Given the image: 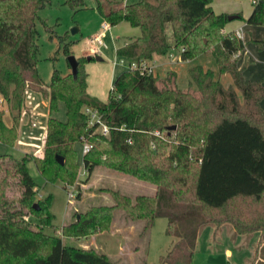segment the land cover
<instances>
[{
  "label": "trees",
  "instance_id": "16d2710c",
  "mask_svg": "<svg viewBox=\"0 0 264 264\" xmlns=\"http://www.w3.org/2000/svg\"><path fill=\"white\" fill-rule=\"evenodd\" d=\"M94 1L95 10L110 28L127 23L140 31L116 50L129 69L114 81L107 103L87 94V74L82 69L86 59H76V77L54 71L47 90L43 89L37 72V22L38 13L49 2L0 0V144L15 146L29 91L46 98L50 112L40 156L18 160L0 155V264H114L92 249L66 246L63 239L109 232L116 211L124 215V221L143 224L138 239L146 237L157 218L167 219L166 235L174 243L160 264H191L200 232L222 222L234 225L237 236L263 234L264 114L260 103L264 88L261 81L246 84L237 68L234 56L244 50V44L233 33L224 34L229 16L212 12L214 0H140L134 5L122 0ZM64 2L71 9H84L82 1ZM251 12L245 24L263 28L264 0H257ZM41 24L52 39V31ZM59 42L69 56L70 45L63 38ZM254 43L264 50V41ZM173 50L183 51V61L191 62L211 53L216 72L203 65L190 66L187 77L189 89L194 90L182 91L174 73L161 82L158 72L140 70L154 56L167 57ZM221 75L231 77L241 102L234 89L222 87ZM59 103L65 107V122L52 117ZM84 109L98 111L109 129L108 137L87 127ZM6 116L11 117L10 127ZM172 126L176 129L168 132ZM156 131L162 139L152 135ZM81 139L92 146L82 156L87 177L104 166L154 186L156 194L132 200L108 191L113 206L95 207L64 226L59 236L47 235L45 230L53 228L50 196L36 201V184L27 165L33 162L46 183L70 186L77 179L74 147ZM198 142L197 173L190 193L188 155ZM55 157L64 159L63 167ZM13 190L18 195L11 197ZM231 209H237L236 214L223 216ZM216 213L222 221L212 215Z\"/></svg>",
  "mask_w": 264,
  "mask_h": 264
},
{
  "label": "rangeland",
  "instance_id": "374dc122",
  "mask_svg": "<svg viewBox=\"0 0 264 264\" xmlns=\"http://www.w3.org/2000/svg\"><path fill=\"white\" fill-rule=\"evenodd\" d=\"M78 1L83 2V10L71 9L65 4L64 0H47L49 4L38 13V77L42 82L43 89L47 90L51 75L54 71H57L62 76L71 74L70 66L67 63L68 57L79 60L98 56L101 60L100 62L95 59L91 62L84 61L82 63V69L87 74L88 96L97 99L101 103H107L114 81L119 75L129 69L128 63H126L124 59H120L116 56V50L122 46L124 41L137 38L140 35V31L131 28L127 23H122L118 27L109 28V31H107L102 38V47L93 48L89 44L90 39L100 33L99 31L105 23L95 10L96 3L94 0ZM122 1L127 5H134L140 0ZM254 1L255 0H214L212 2V7L214 12L220 14L235 9L237 12L241 13L243 17L248 18L251 14L250 9H253ZM41 22H44L45 26L54 34L52 39ZM74 28H76L77 31L74 32L73 35L71 30ZM253 28L255 30H253L252 38L259 42H263L264 28ZM167 30L168 40H171V30ZM232 33L239 39L235 32ZM59 38H63L64 43L70 45L69 56L64 53L63 44L59 42ZM254 42L256 41L248 43V54L245 58L250 64L255 63L256 60H260L257 55L258 53H264V50H260ZM253 47H257V50H253ZM95 49L96 52H94ZM179 55L181 56L180 51ZM237 57H239V54H237ZM175 61L178 64L180 63L179 58L175 59ZM238 62L239 60L237 61V68ZM193 65H203L205 69L216 72L211 53L203 56L201 60L197 62L187 61L184 65L180 64L170 68H162L159 71L153 69V71L159 73L161 82L169 78L168 76L170 73H174L176 77V86L182 91H186V89L191 91L194 90V88L191 87L189 89L187 69ZM261 76L264 78V73H261ZM170 77L173 78L172 76ZM219 80L224 89H234L230 76L221 75ZM259 81L262 82L264 88V81ZM236 92L240 98V93L238 91ZM26 97L18 127L19 138H17L13 148L0 145V155H8L19 160L25 156L33 155L36 151L43 150L44 144L42 137L46 132V122L50 114L48 100L42 97L41 94L32 91H29ZM52 117L59 122L66 121V112L63 103L58 104L57 111L52 114ZM5 124L8 127L11 126V117H5ZM95 134H99V130H97ZM170 143L171 142H168L167 144L171 146ZM200 145L201 142H198L195 146H192L188 155L191 174V180L188 185L190 193L193 190L192 186L197 173L196 166L198 164V155H196L195 152ZM74 149L79 167L76 172L77 179H75L74 183L70 186H64L60 182L46 183L43 178L39 176L33 162L27 165L28 175L33 178L36 184V201L44 200L50 196L49 208L52 214L53 228L45 230L47 235L59 236V231L64 226L79 221L81 215L95 207L113 206V200L108 194V191H117L126 197L128 196L132 200L138 196H155L154 191H156L157 188L154 186L139 182L128 175L117 173L111 169L108 170L104 168V166L96 167L92 175L87 177L82 165L81 143L76 144ZM22 151H25L28 155L22 154ZM11 192V197L18 195L17 190ZM69 193H73V199H69ZM237 206L239 207V205ZM237 206L234 205L232 208H237ZM236 210H233L235 214L237 212ZM231 211L232 209L227 210L226 214L223 216L230 217L231 213H233ZM212 215L215 217L218 216L217 213ZM123 217L124 215L121 212L116 211L112 220V227L110 231L107 232L108 234L114 232L122 236L121 238L123 239H120V242L112 241V243L108 245L104 241L105 238H107V234L102 233L79 240L65 238L63 239V244L80 249H92L96 253L105 254L110 258H113L112 256L114 255L112 247H117L118 244L125 247L124 250L126 251H128L127 248L129 247L130 249L137 247L139 253L134 257L136 264H160V258L167 255L172 241L171 238L166 235L167 219L163 217L157 218L154 226L145 235L146 237H144V239L137 238V240H134L140 233L143 224L134 223L137 228L131 229L129 226L132 223L124 221ZM218 217L221 218L220 220L222 221V217ZM223 219H225V217H223ZM213 228L217 230L215 238H213V235L211 236V234H209L210 230H213ZM259 235L260 234H254L253 236L247 234L239 237V235L237 236V230L234 225L225 222H222V224L218 226L213 225L212 227H206V229L200 232V238L197 242L191 264H258L259 262H262L260 264H264V233L261 234L260 238ZM128 236V239H132L134 242L131 243L127 241L126 237ZM225 249H229L232 252L233 257L229 261H227L224 256ZM115 261L118 264H124L123 260H120V262L117 260Z\"/></svg>",
  "mask_w": 264,
  "mask_h": 264
},
{
  "label": "crops",
  "instance_id": "0c3cea01",
  "mask_svg": "<svg viewBox=\"0 0 264 264\" xmlns=\"http://www.w3.org/2000/svg\"><path fill=\"white\" fill-rule=\"evenodd\" d=\"M235 1V0H234ZM257 1V0H255ZM213 4V3H212ZM211 4V9L212 12L216 15H220V13L218 12H214L213 11V7ZM250 11H252V8L250 9ZM252 13V12H251ZM223 15H228V16H241L242 17V21L240 20H234L231 21V23H228L225 27H224V34H231L232 32H240L241 34V41L244 44V50L239 53V62H238V68L239 70H242V75L244 77L245 83L248 84L249 82H256L259 80H263L264 78L261 76V73H264V53H258V57H259V61H255V63H249L248 60H246V56L248 54V43L251 41H257L255 39H253L252 37V33L253 30H255L252 26L246 25L245 21L247 20V17H243V15L239 12H237L235 9H231V11L229 12H225L222 13ZM241 23V24H240ZM257 28V27H256ZM264 28V27H263ZM262 28V29H263ZM253 50H257V47H253ZM170 56L167 57H159V56H154L153 59L148 63V66L153 68L154 70H161L162 68H170L172 66H178V65H184L185 62L187 61H183L181 56L179 55V51L177 50H173L169 53ZM179 58L180 59V63H176L175 59ZM201 60V59H199ZM198 61V60H197ZM181 67V66H180ZM176 68V67H175ZM172 69V68H171ZM156 71V72H157ZM261 109L263 111L264 114V102L262 101L260 103ZM46 133V132H45ZM45 134H43V140H44ZM19 138V137H18ZM1 145V144H0ZM22 154H26L28 155V153H25V151H22ZM42 153V151H36L33 153L34 156H40ZM154 193L156 194V191H154ZM131 226V227H130ZM129 226V228H135L136 225L135 224H131ZM137 228V227H136ZM107 238H105V243L109 245V243H112V241H118L123 239L121 238L122 236H119L117 234H115L114 232L111 233H106ZM209 234H211V236L213 235V238L216 237L217 235V230L213 228V230H210ZM256 234H260L259 238L261 237V233H256ZM254 236V235H253ZM251 236V237H253ZM239 237H241V235H239ZM128 237H126V240L129 242H134V240H137L138 236L132 240V239H128ZM170 238V237H169ZM200 236L198 237L199 240ZM125 239V238H124ZM250 239V238H249ZM171 243H170V248L172 246V244L174 243L173 239L171 238ZM197 240V242H198ZM197 245V243H196ZM112 252H114L113 254V258H110L109 256L108 259L114 263V264H118L115 260H117L118 262H120V260H123L124 264H136L135 261V255L138 254V248L137 247H133L132 249L127 248L128 251L124 250L125 247H123L122 245H119L117 247H112ZM196 249V247H195ZM105 255V254H104ZM224 256L226 258L227 261H229L230 259H232V252L229 249H225L224 251ZM113 259V260H112Z\"/></svg>",
  "mask_w": 264,
  "mask_h": 264
},
{
  "label": "built area",
  "instance_id": "2783aa9c",
  "mask_svg": "<svg viewBox=\"0 0 264 264\" xmlns=\"http://www.w3.org/2000/svg\"><path fill=\"white\" fill-rule=\"evenodd\" d=\"M257 1L253 2V5L256 4ZM109 26L105 23L101 29H100V33L96 36H94L93 38L90 39V46L93 48H100L103 46L102 44V38L103 36L106 34L107 31H109ZM236 36L240 39L241 38V34L240 32H236ZM94 52H96V49L94 50ZM183 51H181L182 53ZM170 56V55H169ZM237 57V55L234 56V58ZM139 67H137L136 65L132 66V69L134 70H138ZM140 70H142V72H146L147 74H151L153 71V68L149 67L148 64H143L140 67ZM112 90V88H111ZM110 90V91H111ZM84 114L88 117V123H87V127L93 129L94 128V133L99 130V134L102 135L103 137H108L109 135V129L108 127H106L102 121V117L101 115L98 113V111H94V110H89V109H84ZM120 131H124V129H121ZM155 138H159L162 139V136L160 135V133L158 131H156L155 133L152 134ZM127 142L129 144H132V142L130 140H127ZM81 145H82V156L87 155L91 150H92V146L87 143V141L85 139H81L80 141ZM152 149H154V145H152ZM84 170V169H83ZM69 199H73L74 195L73 193H69Z\"/></svg>",
  "mask_w": 264,
  "mask_h": 264
},
{
  "label": "water",
  "instance_id": "95a60500",
  "mask_svg": "<svg viewBox=\"0 0 264 264\" xmlns=\"http://www.w3.org/2000/svg\"><path fill=\"white\" fill-rule=\"evenodd\" d=\"M234 20H238V17L237 16H229L228 17V22L231 23V21H234ZM77 29L74 28L73 30H71V33L74 35V32H76ZM93 59H95L96 61L100 62V58L98 56H95L94 58H88L86 59V62H91ZM183 60V58H182ZM67 63L68 65L70 66V69H71V75L73 77H76V74H77V70H78V64H77V61L75 58L73 57H68L67 59ZM176 127L175 126H172V128H169L168 129V132H171L172 130H175ZM55 160L57 162V164L60 166V167H63L64 165V159L63 158H60V157H55Z\"/></svg>",
  "mask_w": 264,
  "mask_h": 264
}]
</instances>
